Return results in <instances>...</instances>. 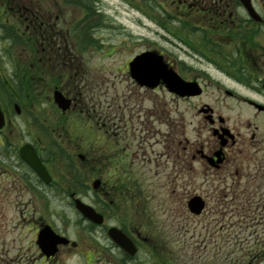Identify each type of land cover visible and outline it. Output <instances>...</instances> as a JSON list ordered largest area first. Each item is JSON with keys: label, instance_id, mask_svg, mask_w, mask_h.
<instances>
[{"label": "flooded vegetation", "instance_id": "1", "mask_svg": "<svg viewBox=\"0 0 264 264\" xmlns=\"http://www.w3.org/2000/svg\"><path fill=\"white\" fill-rule=\"evenodd\" d=\"M98 1L0 0V110L6 119L0 129V143L11 138L5 136L6 130L20 134L13 113L22 116L30 107L34 114L30 143L51 176L46 183L23 161L20 148L24 142L11 156L16 171L10 182L20 193L30 191L32 186L57 191L65 195L71 206L75 205V198H81L104 216L102 223H96L80 214V231L72 236L65 226L68 224L54 222L47 211L50 206L40 201L45 209L18 220V233L8 238L4 217L7 189L0 184V264H214V248L210 249L213 253L209 249H182L180 238L175 237L180 231H168L166 223L152 215L148 204L150 198L154 199L150 192L155 193L156 189L149 190L150 186L144 184L152 163L157 167L155 174H160L159 167L163 173L167 169L178 173L174 174L181 180L178 197L182 192L186 205L194 195L205 199L206 209L201 215L188 210L196 224L193 236L200 229L198 235L203 241L213 240V235L220 233V224L222 237L228 234L229 209L240 206L244 238L254 239L255 247L246 248L240 257L225 264H262L264 79L259 74L264 75V48L258 47L255 58L250 50L252 44H260L257 39L264 14L261 22L254 20L240 0H144L143 13L158 32L169 39H177L183 30L203 33L205 44H198L199 53L214 63L217 73L233 77L246 88V92H239L220 82L213 83L210 78L214 76L204 69L192 67L186 73L179 56L163 49H146L158 50L169 68L187 81L198 82L202 94L212 86L222 101L240 105L238 120H231L216 106L203 103L197 113L205 130L199 132L181 120L180 109L167 108L166 93L176 101L202 94L182 97L163 83L153 89L132 77L129 63L145 50L136 52L124 66L138 90L120 93L114 89L105 99L109 110H104L99 88L102 76L98 73L102 58L92 64L90 61L95 58L84 55L98 41L93 32L102 13L97 8ZM235 40L237 44H232ZM231 44L243 71L256 75L259 81L244 80L231 71L230 55L235 51L225 50ZM159 90L164 92V104L156 99L145 106L144 100L150 101L149 92ZM57 96L68 107L62 108ZM133 96L142 102L135 114L129 104ZM16 157L22 159L21 164H17ZM22 165L26 170L18 173L17 166ZM55 172L60 173V181ZM204 175L207 178L199 188L198 177ZM215 175L224 177V184H213L209 177ZM175 192L174 186L172 193ZM208 207L222 208L223 216L210 220L216 222L215 226L208 223L211 228H198L197 218ZM47 226L68 239L58 243L55 250L44 249L39 242L40 233ZM112 227L121 229L131 239L134 252L119 246L110 233ZM54 237L53 234L44 245H51Z\"/></svg>", "mask_w": 264, "mask_h": 264}, {"label": "rangeland", "instance_id": "2", "mask_svg": "<svg viewBox=\"0 0 264 264\" xmlns=\"http://www.w3.org/2000/svg\"><path fill=\"white\" fill-rule=\"evenodd\" d=\"M254 3L264 14V0H254ZM144 6V0H99L97 3V8L102 12L97 18V21H95L97 23V28L93 31L98 37V41L96 44L90 45L92 47L87 49L88 51L84 55L86 58H95V60L90 61L92 64L98 63L99 59L102 58L99 62V66L102 67V70H99L100 72L98 73L102 76L99 88H101L103 93L102 99L104 110H109V105L105 99L110 98L108 95H110L114 89H118L120 93L129 90H138V88L133 85V80L127 75V71L124 70L125 62L136 52L146 50L149 47L159 50L163 49V51L179 56L184 62L182 63V69L184 72L186 69L192 67L198 70L204 69L211 72L214 76V78H210L211 82H220L221 85L226 86L227 88L236 89L239 92H246V88L240 84V81L225 74L217 73L213 69V66H215L214 63H210L204 55L199 53L201 48L198 44H205L201 37L204 35L203 33L183 30V32L180 33V37H177V39H169L156 30L157 27L154 23H151L146 19L143 13ZM147 24L150 27H148ZM259 29L260 38L258 37L257 42L260 44H252L250 50L252 58H255V53L258 52L259 46L261 47V50L264 48V24ZM187 44L197 45L191 47ZM232 44H237L236 40L232 42ZM232 44L231 46L226 47L225 50L227 52L231 49L236 51L235 48L233 49L234 45ZM73 47H75V44H73ZM229 68H231V71L236 73L239 77H243L244 80L259 81L256 75L254 76V74H252L249 76L247 70H245V75L243 67L240 71H236L231 65ZM187 71L186 73H190V71ZM259 76L264 79V75L259 74ZM260 87H262L261 84ZM149 93L150 101L147 99L144 100L145 106L151 105L156 99L161 100L162 104H164V92H162V90ZM166 97L168 102L166 103L167 108H173L175 110L180 109L181 120L186 123L189 128H196L199 132L204 131L205 129L202 127V123H200L203 119L198 115L197 109H199L205 102L219 108L222 114L230 117L231 120H238L237 117L239 116L240 105L231 100L222 101V96L219 95L216 88L212 86H210L199 98H188L176 101V99H172L168 93H166ZM138 101L139 99H136L135 96L130 98L129 104L134 107V114L141 109L142 102ZM177 102L179 108H176ZM135 105L137 107H135ZM13 116L17 119L18 131L20 130V134H15V131L13 130H6L5 136L7 135L11 138L7 140L5 144L0 143V169L2 171L0 172V184H5L7 189L5 192L7 207L4 214V217L6 218L5 224L8 231L7 237H12L14 234L18 233V230L16 229L18 220L31 216V213L33 212H40L41 209H45V207H42L39 203L40 201L48 203L50 207H48L47 211L51 212L54 222L63 225L68 224L65 225L67 226L66 228L68 229V232L72 236H76V233L80 231L78 226L80 214L74 206H71L67 202L68 200L65 195L58 193L57 191H43L42 188H37L35 186H32L31 190L28 192L22 191L20 193L15 185L10 182L14 180L13 173L16 171V167L14 166L15 159L11 158V156L18 153L20 146L24 142H32L33 127L31 121L34 120V114H31L30 107L22 114V116H19L16 113H13ZM137 116L138 115H136L135 118H137ZM108 136H110V133ZM105 147H107L106 144L103 145L104 150ZM16 159L18 160L17 164H21L22 159L17 157ZM154 164L155 163L151 164V167H153L148 174L149 176L144 179V184L150 186L149 190L156 189L155 193L150 192V194H154V199L153 197L150 198L148 205H150L152 215L158 218L159 221L166 223L168 231L170 229L172 232L176 233L180 231L181 235L176 234L175 237L178 236L180 238L178 243H181L182 249L210 250L214 248V264H225L232 261V258L240 257L246 248L254 247V239L244 238L241 229L242 226L240 224V217L242 216V209L240 206L230 207V232L225 234L224 237H222V224L218 225V227L220 226V233L213 235V240L203 241V237L198 235L200 229H198L197 234L193 236L194 227L196 226L194 223L195 220L188 212L184 194L181 192L182 196L178 197L180 189L179 187L177 188V185L181 183L180 176L174 175L178 173L172 174L170 169H167V171L163 173L161 171L162 168L160 167V174H155L157 167L154 166ZM17 168H19L18 173L20 170H26L24 165L17 166ZM55 174L60 181V173L55 172ZM86 178L89 179V177ZM206 178L207 176L205 175L198 177L199 188ZM209 178L211 179V182L216 185L224 184L225 181L224 177L218 175ZM93 179L94 177L91 178V180ZM174 186L176 192L172 193ZM165 189L167 190L166 192ZM36 202H38V204H34ZM210 208L211 207H208L204 214L197 218L196 222L198 228L206 229L207 226L211 228L208 223L210 222L215 226L216 222L212 223L211 221L223 216L222 208H211V213H209L208 210ZM206 243L207 245H205ZM210 251L213 253L212 250ZM262 261V264H264V260Z\"/></svg>", "mask_w": 264, "mask_h": 264}, {"label": "water", "instance_id": "3", "mask_svg": "<svg viewBox=\"0 0 264 264\" xmlns=\"http://www.w3.org/2000/svg\"><path fill=\"white\" fill-rule=\"evenodd\" d=\"M247 8L252 17L257 20H261V16L256 12L252 6L251 0H241ZM130 71L132 77L138 81L141 85H146L151 88L157 87L160 83H164L167 88L177 93L180 96H194L202 93V89L197 82H189L184 80L176 71L169 68L164 62L163 56L158 51H145L138 54L133 61L130 62ZM57 101L62 108L68 107V103H65L61 97L57 96ZM17 108L19 109L18 105ZM5 124V117L0 110V129ZM21 157L38 173V175L46 182L51 181L46 167L40 160L37 151L30 143L24 144L20 149ZM99 181L95 183L97 186ZM76 207L89 219L95 222L101 223L103 216L95 211L93 207L83 202L81 199H75ZM190 210L193 213L200 214L205 207V202L200 196H194L188 203ZM111 233L113 238L126 250L133 249L130 247L131 241L117 228H112ZM54 234L53 243L46 244L47 239L51 240ZM39 242L42 248H51L55 250L56 245L62 240L67 241L63 237H59L51 227L47 226L41 231L39 236ZM53 251V250H52ZM133 251V250H132Z\"/></svg>", "mask_w": 264, "mask_h": 264}, {"label": "trees", "instance_id": "4", "mask_svg": "<svg viewBox=\"0 0 264 264\" xmlns=\"http://www.w3.org/2000/svg\"><path fill=\"white\" fill-rule=\"evenodd\" d=\"M236 53L237 51L230 55L231 61H229V65H231L236 71H240L242 67L240 66L239 59L237 57L238 55Z\"/></svg>", "mask_w": 264, "mask_h": 264}]
</instances>
